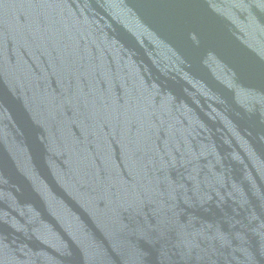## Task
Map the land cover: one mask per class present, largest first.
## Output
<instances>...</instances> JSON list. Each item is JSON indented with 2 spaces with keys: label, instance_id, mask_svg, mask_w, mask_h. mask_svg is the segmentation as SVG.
Masks as SVG:
<instances>
[{
  "label": "water",
  "instance_id": "obj_1",
  "mask_svg": "<svg viewBox=\"0 0 264 264\" xmlns=\"http://www.w3.org/2000/svg\"><path fill=\"white\" fill-rule=\"evenodd\" d=\"M0 264H264V0H0Z\"/></svg>",
  "mask_w": 264,
  "mask_h": 264
}]
</instances>
